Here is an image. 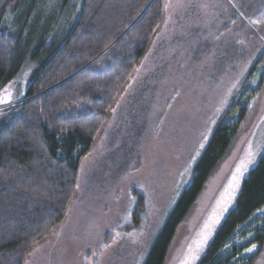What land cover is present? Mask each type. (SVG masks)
Here are the masks:
<instances>
[{
  "label": "rangeland",
  "instance_id": "1",
  "mask_svg": "<svg viewBox=\"0 0 264 264\" xmlns=\"http://www.w3.org/2000/svg\"><path fill=\"white\" fill-rule=\"evenodd\" d=\"M64 1L36 0L31 6L25 0L17 13L4 16L8 36L22 37L18 72L0 90L3 95L7 87L11 100L0 109L25 94L44 60L39 44L60 38L70 27L80 0ZM262 14L264 0L164 1L161 23L142 60L80 163L63 219L32 246L24 264H141L214 127L242 88L258 83L257 76L247 77L264 48ZM263 150L264 87L178 229L165 264H181L210 229L209 243ZM250 151L254 163L233 190L232 176ZM253 264H264V246Z\"/></svg>",
  "mask_w": 264,
  "mask_h": 264
},
{
  "label": "trees",
  "instance_id": "2",
  "mask_svg": "<svg viewBox=\"0 0 264 264\" xmlns=\"http://www.w3.org/2000/svg\"><path fill=\"white\" fill-rule=\"evenodd\" d=\"M28 1L32 6L36 0ZM164 1L80 0L73 6L68 30L39 44L44 60L25 94L0 109V264H24L32 246L45 240L63 219L80 163L142 60L161 23ZM24 2L0 0V90L18 72L22 37L8 36L2 21ZM253 76L258 77L256 87L242 88L214 127L141 264H165L178 229L264 87V48L247 78ZM258 208H264V150L242 179L233 206L197 264H253L264 246V214ZM138 215L136 209L134 222ZM253 243L258 248L245 252Z\"/></svg>",
  "mask_w": 264,
  "mask_h": 264
},
{
  "label": "snow or ice",
  "instance_id": "3",
  "mask_svg": "<svg viewBox=\"0 0 264 264\" xmlns=\"http://www.w3.org/2000/svg\"><path fill=\"white\" fill-rule=\"evenodd\" d=\"M260 22L261 21L259 20L253 21V23H260ZM233 87H235V85H233ZM3 92L4 94L0 95V103H8L11 100V93L7 87L3 89ZM226 102H227L226 100L222 101V104H226ZM200 147H203V144H201ZM255 155L256 154L254 152L250 151L248 154V158L246 160H242L240 164L237 166L236 171L234 172L232 179L230 181V185L232 186L233 190L239 187L240 177H242L244 173L248 171V166L254 163ZM230 202L231 201L229 200V203ZM257 211L264 214V208H258ZM253 215H255V213H253ZM249 219H251V217H249ZM215 222H218V221H214V223ZM205 227L207 229L208 225H206ZM210 235H211L210 229L206 231L205 233H203L201 236V239L196 242L195 248L194 249L192 247L189 248V253L185 257V259L181 262V264H194V261L199 259V254L203 252L204 247L207 244ZM249 235H252V233H249ZM225 247H227V245H225ZM257 248H258L257 244L253 243L251 244L250 247L245 248L244 251L248 253H252Z\"/></svg>",
  "mask_w": 264,
  "mask_h": 264
}]
</instances>
